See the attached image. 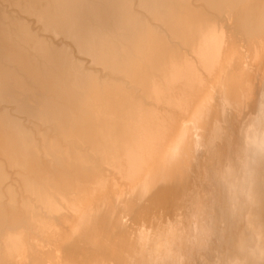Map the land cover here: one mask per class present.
Returning <instances> with one entry per match:
<instances>
[{
  "label": "bare ground",
  "instance_id": "1",
  "mask_svg": "<svg viewBox=\"0 0 264 264\" xmlns=\"http://www.w3.org/2000/svg\"><path fill=\"white\" fill-rule=\"evenodd\" d=\"M3 1L0 264H153L211 192L193 125L213 109L207 139L220 95L254 112L264 93V0Z\"/></svg>",
  "mask_w": 264,
  "mask_h": 264
},
{
  "label": "clouds",
  "instance_id": "2",
  "mask_svg": "<svg viewBox=\"0 0 264 264\" xmlns=\"http://www.w3.org/2000/svg\"><path fill=\"white\" fill-rule=\"evenodd\" d=\"M252 99L253 93L240 101L220 95L221 118L213 122L207 139L213 109L193 125L187 142L194 159L201 152L215 155L205 176L211 192L198 196L186 215L180 212L168 221L156 238L153 264H189L193 254L202 264H264V93L254 112L249 111ZM232 114L240 118L238 141L230 154L221 156L217 145L228 136ZM225 242L223 248L214 247Z\"/></svg>",
  "mask_w": 264,
  "mask_h": 264
},
{
  "label": "rangeland",
  "instance_id": "3",
  "mask_svg": "<svg viewBox=\"0 0 264 264\" xmlns=\"http://www.w3.org/2000/svg\"><path fill=\"white\" fill-rule=\"evenodd\" d=\"M0 1H1V2H0V5H2L3 7L8 6V7H7L8 9L10 8V9L13 10V7H10L8 3H7L8 5H6V1H3V2H5V3H3L2 0H0ZM4 5H5V6H4ZM5 8H6V7H5ZM30 18H31V17H30ZM29 20H30L32 23H34V24H33L34 26H36V27L38 26V24L36 25L35 22H33L34 18H31V19H29ZM48 34H49V33H48ZM58 38H59V36H58V37H55L56 41L61 40L60 38H59V39H58ZM57 39H58V40H57ZM8 107H11V105H9Z\"/></svg>",
  "mask_w": 264,
  "mask_h": 264
}]
</instances>
